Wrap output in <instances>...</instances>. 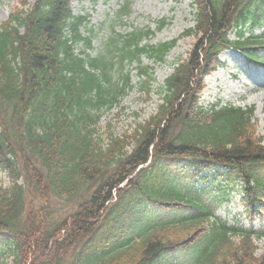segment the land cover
I'll list each match as a JSON object with an SVG mask.
<instances>
[{
    "label": "trees",
    "instance_id": "trees-1",
    "mask_svg": "<svg viewBox=\"0 0 264 264\" xmlns=\"http://www.w3.org/2000/svg\"><path fill=\"white\" fill-rule=\"evenodd\" d=\"M72 1L21 0L0 24V264H264L255 245L264 232L215 216L240 182L248 214L264 213L254 107L200 99L224 49L264 63L250 49L264 46V33L254 36L264 0H193L184 36L196 42L160 88L156 114L106 137L100 116L133 88L127 67L149 97L155 80L142 59L164 63L177 41L153 45L149 28L112 26L91 57L96 28ZM130 13L126 0L117 21ZM233 31L251 36L233 42Z\"/></svg>",
    "mask_w": 264,
    "mask_h": 264
},
{
    "label": "rangeland",
    "instance_id": "rangeland-1",
    "mask_svg": "<svg viewBox=\"0 0 264 264\" xmlns=\"http://www.w3.org/2000/svg\"><path fill=\"white\" fill-rule=\"evenodd\" d=\"M20 0H0V23L9 18ZM32 2V0H29ZM131 3L133 14L122 23L117 24L116 30L120 34L131 32L135 28L150 27L156 28L158 20L166 18L169 25L152 38V44L170 42L179 38L184 32L194 27V10L191 0H128ZM123 0H76L72 8L76 15L88 14L91 24L95 25L98 31V39L94 43L95 49L102 50L103 43H106L110 36V30L115 20V14ZM264 29H262L263 31ZM262 32L257 31L259 35ZM235 40V34H231ZM195 38H183L179 40L177 47L168 55L167 63L155 66V82L152 86L153 92L150 99L144 100L146 96L140 91L139 77L135 69H131L132 85L135 87L129 90L121 100V104L111 111L103 112L99 131L106 137V131L110 130L115 135L130 133L138 122L149 118L150 114L156 111L160 104L159 90L168 77L179 58L185 59L193 49ZM97 51L93 52L95 54ZM260 57L264 59V50ZM221 59L225 66L206 80V88L201 97L204 106L220 100L223 104H233L242 108H255L256 129L259 136L264 138V68H256L248 71L242 65V57L234 59L231 53L225 52ZM239 61V63H237ZM222 62V63H223ZM145 66H153L148 59H144ZM224 64V63H223ZM239 64V65H237ZM110 127V128H109ZM240 191V185L237 188ZM241 193L233 196L231 204L223 205L217 212L222 218L233 222V217L244 211ZM243 223H247L244 215L240 216ZM4 240L0 239V247ZM257 257L264 256V240L256 243ZM13 259L9 257L7 261Z\"/></svg>",
    "mask_w": 264,
    "mask_h": 264
}]
</instances>
